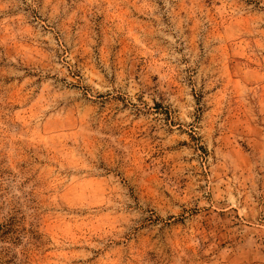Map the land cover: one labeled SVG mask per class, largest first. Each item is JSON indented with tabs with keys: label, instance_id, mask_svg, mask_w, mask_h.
<instances>
[{
	"label": "rangeland",
	"instance_id": "374dc122",
	"mask_svg": "<svg viewBox=\"0 0 264 264\" xmlns=\"http://www.w3.org/2000/svg\"><path fill=\"white\" fill-rule=\"evenodd\" d=\"M0 264H264V0H0Z\"/></svg>",
	"mask_w": 264,
	"mask_h": 264
}]
</instances>
